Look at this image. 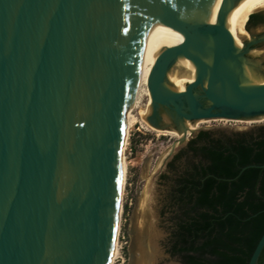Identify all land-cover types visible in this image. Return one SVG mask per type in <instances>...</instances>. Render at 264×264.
I'll use <instances>...</instances> for the list:
<instances>
[{
  "label": "water",
  "instance_id": "obj_1",
  "mask_svg": "<svg viewBox=\"0 0 264 264\" xmlns=\"http://www.w3.org/2000/svg\"><path fill=\"white\" fill-rule=\"evenodd\" d=\"M238 1L0 0V264L110 262L124 114L150 25L183 36L147 79L146 121L180 134L158 172L187 123L264 118V65L249 57L264 34L237 48L225 27ZM180 59L194 67L181 92L167 79ZM247 264H264V231Z\"/></svg>",
  "mask_w": 264,
  "mask_h": 264
},
{
  "label": "trees",
  "instance_id": "obj_2",
  "mask_svg": "<svg viewBox=\"0 0 264 264\" xmlns=\"http://www.w3.org/2000/svg\"><path fill=\"white\" fill-rule=\"evenodd\" d=\"M261 164L264 125L190 138L161 176L167 252L181 264H247L264 231V168L246 166Z\"/></svg>",
  "mask_w": 264,
  "mask_h": 264
},
{
  "label": "rangeland",
  "instance_id": "obj_3",
  "mask_svg": "<svg viewBox=\"0 0 264 264\" xmlns=\"http://www.w3.org/2000/svg\"><path fill=\"white\" fill-rule=\"evenodd\" d=\"M246 32L248 38H244L243 41H248L250 35L255 37L264 34V26ZM249 57L263 62L264 65V43L254 47ZM146 105L147 97L141 94L138 107L130 112L134 121L127 133L124 130L120 156L124 159L125 172L124 183L120 187L118 221L114 238L117 251L112 264H133L141 258V252L148 239L154 255L151 264H181L166 250L167 213L161 214L165 190L161 176L169 174V162L181 154L186 144L181 146L158 172L162 158L178 138L154 131L155 128L141 118L139 113L146 108ZM261 125H264V120L247 123L209 119L200 122L198 129L229 134V131L230 133L248 131ZM193 136L188 135V139Z\"/></svg>",
  "mask_w": 264,
  "mask_h": 264
},
{
  "label": "bare ground",
  "instance_id": "obj_4",
  "mask_svg": "<svg viewBox=\"0 0 264 264\" xmlns=\"http://www.w3.org/2000/svg\"><path fill=\"white\" fill-rule=\"evenodd\" d=\"M259 10H264V2L261 0H239L230 10L228 11L225 18V27L231 34L235 46L237 48H241L243 46L244 38H248V34L244 29L245 21L247 17ZM219 14V13H218ZM251 16V15H250ZM249 16V17H250ZM218 15L213 20L217 22ZM183 40V36L181 32L178 30L170 22L165 20H160L152 25H150L143 37V46L140 56V65L138 70V77L136 86L133 92L129 96L127 110L124 114V130L125 133L128 132V128L134 121V118L130 115L131 110L138 107V103L140 101L141 94L146 95L147 97V105L144 110L140 111L141 118L146 120L147 116L150 113V96L147 88V79L150 73V70L155 62L158 54L165 48L176 46L180 44ZM248 75V73H246ZM194 78V67L189 61L180 59L177 61L175 67H173L167 74V79L171 84L172 88L176 91H183L184 87L187 83L191 82ZM256 83H264V80L256 81ZM209 119H202L196 121L194 124L187 123V136L190 134V130H194L198 128L200 122H206ZM215 120V119H213ZM218 120H226V119H218ZM260 120H264V118H259L256 120H236L238 122H257ZM234 121V120H233ZM154 131L164 134H171L176 138H180V134L175 131H161L155 129ZM121 154V151H120ZM124 172H125V164L124 159L120 156V187L123 186L124 183ZM147 244L144 246V250L141 252V258L135 261L133 264H151L152 259H154V255L152 253V246L150 240L146 241ZM116 245H113L112 255L110 258V262L108 264H112V261L116 255Z\"/></svg>",
  "mask_w": 264,
  "mask_h": 264
},
{
  "label": "flooded vegetation",
  "instance_id": "obj_5",
  "mask_svg": "<svg viewBox=\"0 0 264 264\" xmlns=\"http://www.w3.org/2000/svg\"><path fill=\"white\" fill-rule=\"evenodd\" d=\"M250 15H249L250 18L248 16L246 21H245V23L248 21L247 25H246V29L248 31H252L253 29H259V28L264 26L263 10H259L257 12L250 14ZM248 18H249V20H248ZM257 46H259V45L252 46V48L257 47Z\"/></svg>",
  "mask_w": 264,
  "mask_h": 264
},
{
  "label": "snow or ice",
  "instance_id": "obj_6",
  "mask_svg": "<svg viewBox=\"0 0 264 264\" xmlns=\"http://www.w3.org/2000/svg\"><path fill=\"white\" fill-rule=\"evenodd\" d=\"M261 2H264V0H261Z\"/></svg>",
  "mask_w": 264,
  "mask_h": 264
}]
</instances>
